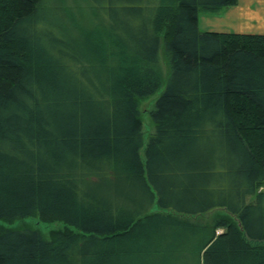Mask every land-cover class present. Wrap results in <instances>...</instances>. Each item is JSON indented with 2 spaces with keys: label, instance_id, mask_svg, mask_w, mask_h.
Here are the masks:
<instances>
[{
  "label": "trees",
  "instance_id": "1",
  "mask_svg": "<svg viewBox=\"0 0 264 264\" xmlns=\"http://www.w3.org/2000/svg\"><path fill=\"white\" fill-rule=\"evenodd\" d=\"M45 1L0 0V221L70 230H0V264H264V35L198 30L237 0Z\"/></svg>",
  "mask_w": 264,
  "mask_h": 264
},
{
  "label": "rangeland",
  "instance_id": "2",
  "mask_svg": "<svg viewBox=\"0 0 264 264\" xmlns=\"http://www.w3.org/2000/svg\"><path fill=\"white\" fill-rule=\"evenodd\" d=\"M56 2L57 1H52V3H50L48 1H45L44 4L46 7H48L49 11L55 9L56 11L60 12V10H62L65 16L68 18V20L72 22L75 27L77 26L81 30H89L93 27H96L95 25L102 26L100 18L96 15V13L93 12L90 3H88L87 0H60V1L58 0L59 4L57 5L55 4ZM257 3H258L257 5L254 4L252 5L254 9V12H252L254 14L253 15L254 21L252 22L251 27L248 26V28H251L249 30L253 32H263L264 0H260V2ZM56 11L55 14L57 13ZM52 17H54V15ZM243 34L252 35L253 33H243ZM162 51H163V45H161V53ZM161 56L162 59H161V64L159 65V70L165 81L169 75V66L164 56L162 54ZM163 89L164 87L158 90L154 95L138 101V112L142 125V137H143V147L140 150V158L142 161H144V149L147 144L148 138L152 135L154 131V124L151 121L150 114L154 110L155 101L161 95ZM259 191H264V187L260 188ZM254 200H255L254 196H249L246 198V203L247 204L253 203ZM149 212L164 213L161 212L156 205L151 207ZM165 213H169V212H165ZM223 215L224 214L222 212H218V213L214 212L206 216V218L208 219L207 220L208 222L212 223L213 221H216L217 219L221 218ZM199 219L204 221L203 218H199ZM5 229H13V230H21V231H26V230L37 231L40 233L42 238L46 240H50L53 234L57 232H64L66 229L69 228L60 222H43L40 220V218L37 215H34L23 220H14L10 222L0 221V230H5ZM221 233H222L221 229L216 231V235ZM188 261L190 264H196L194 258H190L188 259Z\"/></svg>",
  "mask_w": 264,
  "mask_h": 264
},
{
  "label": "crops",
  "instance_id": "3",
  "mask_svg": "<svg viewBox=\"0 0 264 264\" xmlns=\"http://www.w3.org/2000/svg\"><path fill=\"white\" fill-rule=\"evenodd\" d=\"M257 2H260V0H237L235 6L226 8L218 14L200 13L198 16V30L200 32L264 35V30L263 32H253L249 30L251 28H248V26L251 27L254 21L252 5H257Z\"/></svg>",
  "mask_w": 264,
  "mask_h": 264
}]
</instances>
